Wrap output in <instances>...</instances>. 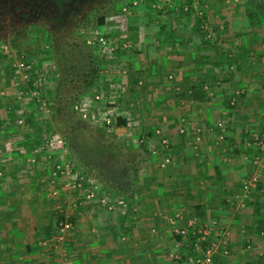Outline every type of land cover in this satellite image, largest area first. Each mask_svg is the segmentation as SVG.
Listing matches in <instances>:
<instances>
[{"label":"crops","instance_id":"crops-1","mask_svg":"<svg viewBox=\"0 0 264 264\" xmlns=\"http://www.w3.org/2000/svg\"><path fill=\"white\" fill-rule=\"evenodd\" d=\"M240 34H231L235 38L225 46L229 52L223 54L224 89H232L233 93H218L224 106L231 105L219 111L222 117L218 121L211 118L214 111L209 103L214 94H210V88L203 102L206 104L199 110L182 113L161 127L142 128L139 138L145 140L152 158L141 171L137 196L130 202L125 200L126 209L117 207L114 211L82 201L74 227L58 251L41 243L57 230L55 206L70 200L71 194L61 189L59 197L49 199V173L42 163L31 162L44 146L33 135L27 137V144L13 130L2 131L0 134L5 135L0 138L4 137L2 146L5 144L6 149L11 144L21 149L22 144L28 150L25 154L18 149L10 156L0 154L3 162L8 158L6 161L14 166L0 179V264H178V257L187 258L195 252L196 243H191V248V238L177 240L175 227L184 225L176 218L180 213L185 224H216L214 231L224 236L229 250L235 249L238 236L232 232L240 223L256 232L255 237L261 235L264 144L256 146L253 138H264V64L259 55L264 45L259 48L252 44L254 33L245 35L247 43H236ZM154 62L160 66L158 60ZM230 64L235 71L226 73ZM200 81L206 82L195 78L188 83ZM200 112L204 114L202 119ZM125 117L132 123L135 120L132 115ZM164 140L169 142L168 147L163 146ZM165 159L171 163L162 168ZM253 176L259 178L258 187L244 195L242 184ZM23 177L29 185L21 183ZM248 238L242 237L244 242H249ZM214 239L213 234L203 243L208 248Z\"/></svg>","mask_w":264,"mask_h":264},{"label":"rangeland","instance_id":"rangeland-1","mask_svg":"<svg viewBox=\"0 0 264 264\" xmlns=\"http://www.w3.org/2000/svg\"><path fill=\"white\" fill-rule=\"evenodd\" d=\"M26 1L13 3L14 0H4L0 6V133L12 130L19 133L15 121L36 109L33 98L37 103L45 101L47 104V112L39 118V123L42 125L43 121H49L52 117V104L43 96L57 76L52 54L53 27L62 30L61 36L65 42L73 39H77L79 43L85 41L95 50V59L100 65L113 72L104 77V82L100 81L101 86L95 96H89L87 100L91 101L95 110L98 109L96 111L99 117L113 109L114 113L132 115L135 118L130 132L121 140L123 145H134L142 128L164 126V122L174 121L182 113L187 115L190 111L204 107L206 103H194L186 91L190 86L188 80L195 78L197 81L205 80L206 85L211 88L210 94H214L209 103L214 111L211 118L218 121L222 117L219 111L224 106L218 93H233L232 89L225 90L223 83V54L229 52L225 46L235 38L231 34L241 33V39L236 40V43L245 44V35L254 33L255 40L252 44L259 48L264 45V19L257 13L256 7L245 0H207L204 6L197 4L196 0L193 12L173 7V0H158L159 6L165 4L173 9L172 14L165 13L164 16L155 13L151 0H138L137 5H127L129 0H123L118 6L114 0H100L101 3L98 0H33L34 5L45 8L42 18L24 14L25 7L33 6H28L30 2ZM92 1L94 2L91 3ZM95 5L101 8L100 15L106 12L103 26L98 25L95 20ZM18 7L21 8L20 11ZM195 13L206 18V23L200 30L196 26ZM77 16L85 20L84 26L79 29L70 24V20ZM52 17H58V21L54 23ZM171 33L174 36L171 37ZM251 38L249 37L250 40ZM204 39L210 40V44H204ZM260 51V59L264 64V49ZM156 60L160 66L155 64ZM28 65L35 67L34 75L26 72ZM231 67L235 66L230 64V70L226 73L235 71ZM33 77L38 88L34 91L38 96H34V91L26 90ZM97 95L102 96V100L92 102ZM228 96L226 95L227 98ZM230 106L225 104L224 107ZM201 113L200 119L204 117ZM33 130L23 128L20 137L27 139L33 135ZM4 142V137L0 138V154L3 152L10 156L14 149H18L11 144L8 150L5 144L2 146ZM20 145L18 152L24 151L25 154L28 149L24 150ZM2 158L3 155L0 156V168L4 172L11 171L13 164L6 161L8 158L3 162ZM17 160L22 161L20 157ZM22 179L21 183L27 185L25 177ZM26 191L30 196V191ZM250 229L240 223L232 232L238 236V240L235 249L232 247L230 254L223 256L229 264H244L264 254V229L259 237H255L256 232ZM225 232L227 231L223 229V233ZM243 236H249L250 241L244 242Z\"/></svg>","mask_w":264,"mask_h":264},{"label":"trees","instance_id":"trees-1","mask_svg":"<svg viewBox=\"0 0 264 264\" xmlns=\"http://www.w3.org/2000/svg\"><path fill=\"white\" fill-rule=\"evenodd\" d=\"M122 1L114 0V3L118 6ZM135 1L138 0H129L127 5H132ZM195 1L173 0L175 3L173 7H180V9L193 12ZM197 1V4L201 6H204L207 2V0ZM245 1L253 4L257 13H260L264 19V0ZM98 2L101 3L102 1L98 0ZM151 2L154 4L155 13L159 16H164L165 13L172 14L173 9H170L169 5L159 6L158 0H151ZM30 3L29 5L33 6L25 7L26 11L24 14L26 16L37 15L42 18L46 11L45 8L42 7L41 9L38 5L37 7L34 5L33 0ZM94 9L97 13L95 20L98 25L103 26L106 22V12L100 15L101 8L97 5L94 6ZM196 15V26L200 30L206 23V18ZM52 21L56 23L58 17H52ZM70 21L71 26L76 29L81 28L80 26L85 24L83 17L78 18L77 16ZM64 27H67L65 22ZM61 31L57 27L51 29V33H53L52 54L55 58L57 76L53 81L51 80L52 84L44 91L46 97L43 96V98H48L52 104V117L49 121H43L41 125L38 120L43 117L44 113L39 111L41 104L37 103L36 99L33 98V104H35L36 109L26 115V121L23 126H16L34 129L33 135H35V140L39 142L38 144H42L43 140L49 136H61L66 141L67 148L80 171L96 178L111 196L123 198L130 202L138 194L140 174L146 166H149L152 158L151 152L144 144L140 143L139 137L134 145H123L121 143V140L127 136L132 128V122L128 117L118 113L113 118L112 127H97L84 120L75 111V105L84 98L95 96V92L101 86L100 81L102 82L106 75L113 74V72L100 65L95 59V50L88 46L85 41L79 43L77 39H73L71 42H65L61 36ZM204 44L209 45L210 40H205ZM30 69H26V72L34 75L35 67L30 66ZM35 81V77H33L26 90L28 89L32 92L38 89ZM209 89L206 83L200 81L190 84L186 91L193 100L204 102L207 99L206 93ZM42 128L44 130L41 131L40 129ZM22 130L19 129V133L16 134L22 142L26 141L29 144L27 139H21ZM0 171L4 173L1 168ZM176 238L178 241L182 240L180 236H176ZM190 238V245L193 248L191 243H195L196 238L193 236H190ZM201 246L203 249L207 248L204 243ZM185 260L186 258L183 256L181 260H178V264H183ZM214 264L229 263L224 257L215 256ZM244 264H264V254L246 261Z\"/></svg>","mask_w":264,"mask_h":264},{"label":"built area","instance_id":"built-area-1","mask_svg":"<svg viewBox=\"0 0 264 264\" xmlns=\"http://www.w3.org/2000/svg\"><path fill=\"white\" fill-rule=\"evenodd\" d=\"M137 5V1L133 3ZM27 70H30V66H27ZM140 85L142 83L140 82ZM34 96H38L33 92ZM102 96L97 95L93 100L95 102L101 101ZM39 109L41 112H47L46 103L41 102ZM45 107V109H44ZM75 111L86 121L99 127H112L113 118L117 113H114L113 109L107 110L103 113V117H99L98 113L93 107V104L88 102L87 98L80 100L74 107ZM25 117L16 120L17 126H23ZM220 131H223V127L220 125ZM224 138L223 135L220 136ZM256 146H262L264 144V138L261 136H255L253 138ZM141 144L145 143V140H140ZM169 142L163 141V146L168 147ZM42 153L32 157V164L42 163L49 173L51 189L49 191V199H55L60 196L61 189L71 194L70 200L64 203H58L55 206V211L58 216L57 230L50 239H47L41 243L43 247L52 248L58 251L65 242L67 235L72 231L74 227V219L76 218V211L82 201L96 202L99 207L106 208L109 211H114L117 207H121L123 210L127 207V202L123 198H117L111 196L104 189L102 184L93 176L88 175L80 171L72 158L66 141L59 135L49 136L43 140ZM155 153V152H154ZM170 159H165L161 164L164 168L170 164ZM256 163V162H255ZM4 173L0 171V179L3 178ZM259 184L258 176H253L242 184V193L247 195L251 190L257 189ZM59 185V187H58ZM176 218L183 221L182 226H176L174 233L184 239H189L190 236L196 238L194 245L195 252L188 256L184 264H214L215 254L220 253L221 256H228L230 254L228 242L226 239L214 231L218 226H203L200 227L196 221L186 223L184 222V216L182 213L178 214ZM215 235V239L210 243V246L206 249L201 247V243L205 242L207 237ZM264 232H262V235ZM264 236V235H263ZM181 260L182 257H178Z\"/></svg>","mask_w":264,"mask_h":264},{"label":"flooded vegetation","instance_id":"flooded-vegetation-1","mask_svg":"<svg viewBox=\"0 0 264 264\" xmlns=\"http://www.w3.org/2000/svg\"><path fill=\"white\" fill-rule=\"evenodd\" d=\"M21 1H23V0H14V2L13 3H15V2H17V3H22ZM30 1H32V0H27L26 2L28 3V2H30ZM2 2H4V0H0V6L2 5ZM31 4V3H30ZM29 5V4H28ZM1 8V7H0ZM19 11H20V7H18L17 8Z\"/></svg>","mask_w":264,"mask_h":264}]
</instances>
